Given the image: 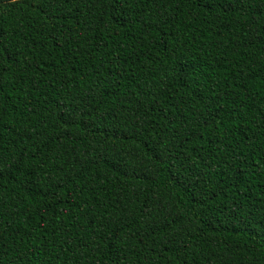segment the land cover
Here are the masks:
<instances>
[{"label": "trees", "instance_id": "obj_1", "mask_svg": "<svg viewBox=\"0 0 264 264\" xmlns=\"http://www.w3.org/2000/svg\"><path fill=\"white\" fill-rule=\"evenodd\" d=\"M0 264H264V0H0Z\"/></svg>", "mask_w": 264, "mask_h": 264}]
</instances>
